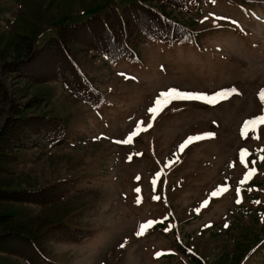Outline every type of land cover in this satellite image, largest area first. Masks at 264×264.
Here are the masks:
<instances>
[{"label":"rangeland","instance_id":"374dc122","mask_svg":"<svg viewBox=\"0 0 264 264\" xmlns=\"http://www.w3.org/2000/svg\"><path fill=\"white\" fill-rule=\"evenodd\" d=\"M137 1L0 0V64L26 58L60 24ZM165 13L193 42H142L116 64L73 47L104 94L98 109L60 82L0 71V128L14 105L27 117H61L69 133L30 136L13 150L0 188L58 185L63 194L48 205L0 202L10 216L0 234H25L61 264H264V0ZM62 223L89 240L53 237ZM24 248L0 252V264H26Z\"/></svg>","mask_w":264,"mask_h":264},{"label":"trees","instance_id":"16d2710c","mask_svg":"<svg viewBox=\"0 0 264 264\" xmlns=\"http://www.w3.org/2000/svg\"><path fill=\"white\" fill-rule=\"evenodd\" d=\"M207 0H139L130 2L121 10L95 12L75 23L60 24L56 35L33 50L26 58L0 64V71L16 73L36 85L57 81L78 100L95 108L101 107L103 95L81 72L72 58L73 47L94 52L108 62L134 59L133 48L139 43L164 41L168 45L193 41L194 35L184 26L168 17L167 8L185 9L202 5ZM5 85L0 81V100L6 98ZM10 106V113L0 128V175L5 165L17 161L14 149L24 148L30 136L42 135L55 141L68 137L65 124L57 117L20 115L21 110ZM63 139V140H64ZM63 190L50 185L35 190L0 188V202L48 205L58 200ZM10 216L0 215V223ZM48 232L60 241L81 244L90 238V232L68 224L52 225ZM16 244L25 246L21 251L26 264H61L38 249L25 234H0V252L12 253Z\"/></svg>","mask_w":264,"mask_h":264},{"label":"snow or ice","instance_id":"6c2138e0","mask_svg":"<svg viewBox=\"0 0 264 264\" xmlns=\"http://www.w3.org/2000/svg\"><path fill=\"white\" fill-rule=\"evenodd\" d=\"M233 91H234V90H233ZM163 95H166V94H163ZM260 96H261V100H262V102H264V91H262V92L260 93ZM157 103H159V101H157ZM151 111L155 112V109H152ZM259 119H260V123L264 124V117H260ZM248 123H252V121H250V122H248ZM208 136H209V137H212V136H214V134L209 133ZM123 142H124V143H127V141H123ZM181 147H184V145H182ZM238 202H239V201H238ZM225 226L227 227V225H225ZM123 246H124V245L122 244L121 247H123Z\"/></svg>","mask_w":264,"mask_h":264}]
</instances>
